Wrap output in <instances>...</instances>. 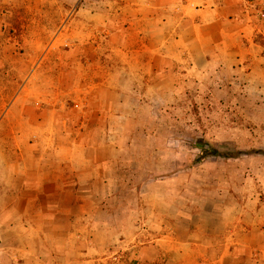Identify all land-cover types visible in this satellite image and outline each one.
Returning a JSON list of instances; mask_svg holds the SVG:
<instances>
[{
    "label": "rangeland",
    "instance_id": "obj_1",
    "mask_svg": "<svg viewBox=\"0 0 264 264\" xmlns=\"http://www.w3.org/2000/svg\"><path fill=\"white\" fill-rule=\"evenodd\" d=\"M138 10L0 0V264H207L241 222L264 225V0H240L232 26L248 19L249 34L180 95L91 100L122 75ZM199 139L240 155L198 163ZM74 141L57 161L49 143ZM10 174L29 179L14 192Z\"/></svg>",
    "mask_w": 264,
    "mask_h": 264
},
{
    "label": "crops",
    "instance_id": "obj_2",
    "mask_svg": "<svg viewBox=\"0 0 264 264\" xmlns=\"http://www.w3.org/2000/svg\"><path fill=\"white\" fill-rule=\"evenodd\" d=\"M125 1L138 2L139 10L133 17L137 21L133 20L128 26V45L122 48V75H118L117 70L110 72L105 81H98L96 91L90 93L93 95L91 100H111L110 106L115 97L133 98L145 104V97L166 100L168 96L180 95L183 89L194 82L195 76L207 71L216 54L227 52L236 37H247L250 32L248 19L241 20L240 25L232 26L233 22H237L234 16L239 10L240 0ZM110 14L105 12L107 18ZM168 66H173L174 69L168 72ZM107 106L101 109L89 104L81 107V110L106 114L108 108H111ZM49 146H52L49 148L55 151V158L60 163L75 160L77 141L72 145L61 144L54 147L53 143H49ZM13 168L17 169L18 166L11 165L8 169ZM38 170L36 184L40 185L43 182V170L41 167ZM19 179L24 181L29 178L19 177L17 174L2 178L13 187L14 192H17ZM31 189L38 190L39 187ZM256 214L257 217L264 218L262 211ZM239 217L244 219L242 214ZM238 226L244 232L234 231L228 238L222 237L223 248L220 255L213 260L204 258L207 264H263L264 251L263 254L252 251L262 248L259 241H264V225L256 230L247 229L242 222Z\"/></svg>",
    "mask_w": 264,
    "mask_h": 264
},
{
    "label": "trees",
    "instance_id": "obj_3",
    "mask_svg": "<svg viewBox=\"0 0 264 264\" xmlns=\"http://www.w3.org/2000/svg\"><path fill=\"white\" fill-rule=\"evenodd\" d=\"M195 147L199 149V157L196 160L198 163L203 162L208 158L234 159L238 158L240 155L237 152L219 150L203 139L197 140V143H195Z\"/></svg>",
    "mask_w": 264,
    "mask_h": 264
}]
</instances>
